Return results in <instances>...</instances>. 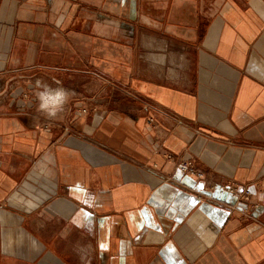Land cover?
I'll use <instances>...</instances> for the list:
<instances>
[{"label":"crops","instance_id":"obj_1","mask_svg":"<svg viewBox=\"0 0 264 264\" xmlns=\"http://www.w3.org/2000/svg\"><path fill=\"white\" fill-rule=\"evenodd\" d=\"M0 264H264V0H0Z\"/></svg>","mask_w":264,"mask_h":264},{"label":"clouds","instance_id":"obj_2","mask_svg":"<svg viewBox=\"0 0 264 264\" xmlns=\"http://www.w3.org/2000/svg\"><path fill=\"white\" fill-rule=\"evenodd\" d=\"M34 86L38 89L35 92L38 110L46 118H58L65 111V107L70 101L71 91L62 86L53 87L41 79H37Z\"/></svg>","mask_w":264,"mask_h":264},{"label":"built area","instance_id":"obj_3","mask_svg":"<svg viewBox=\"0 0 264 264\" xmlns=\"http://www.w3.org/2000/svg\"><path fill=\"white\" fill-rule=\"evenodd\" d=\"M167 158L171 159V156H167ZM178 169L182 174L195 176L201 179V173L197 171V169L194 166L193 160L191 158L183 159L179 163ZM210 188H213V187H210ZM215 188H219L230 194L238 195L245 201L250 198V192L244 187L238 188L234 185H226V186L216 185Z\"/></svg>","mask_w":264,"mask_h":264}]
</instances>
